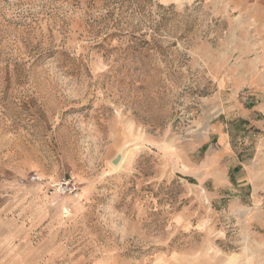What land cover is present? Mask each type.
I'll return each mask as SVG.
<instances>
[{
  "label": "rangeland",
  "instance_id": "1",
  "mask_svg": "<svg viewBox=\"0 0 264 264\" xmlns=\"http://www.w3.org/2000/svg\"><path fill=\"white\" fill-rule=\"evenodd\" d=\"M174 1L0 0V264H264V0Z\"/></svg>",
  "mask_w": 264,
  "mask_h": 264
},
{
  "label": "built area",
  "instance_id": "2",
  "mask_svg": "<svg viewBox=\"0 0 264 264\" xmlns=\"http://www.w3.org/2000/svg\"><path fill=\"white\" fill-rule=\"evenodd\" d=\"M31 181L36 184L48 187V190H50L52 194L57 195L60 199L64 200L69 198L72 200H80L81 198V189L79 185L73 180H68L64 178L55 181L54 183H50L44 175L36 172L31 177ZM65 212L66 215L69 212H72V204H67Z\"/></svg>",
  "mask_w": 264,
  "mask_h": 264
},
{
  "label": "bare ground",
  "instance_id": "3",
  "mask_svg": "<svg viewBox=\"0 0 264 264\" xmlns=\"http://www.w3.org/2000/svg\"><path fill=\"white\" fill-rule=\"evenodd\" d=\"M65 201H67V204H72V208H73V204H74V201H76V200H72V199H69V198H67V199H64ZM70 200V201H69ZM66 204V205H67ZM69 213H71V212H69Z\"/></svg>",
  "mask_w": 264,
  "mask_h": 264
},
{
  "label": "crops",
  "instance_id": "4",
  "mask_svg": "<svg viewBox=\"0 0 264 264\" xmlns=\"http://www.w3.org/2000/svg\"><path fill=\"white\" fill-rule=\"evenodd\" d=\"M177 1H188V0H177ZM193 1H196V0H193ZM162 2L164 3H169V2H175L174 0H162Z\"/></svg>",
  "mask_w": 264,
  "mask_h": 264
},
{
  "label": "water",
  "instance_id": "5",
  "mask_svg": "<svg viewBox=\"0 0 264 264\" xmlns=\"http://www.w3.org/2000/svg\"><path fill=\"white\" fill-rule=\"evenodd\" d=\"M120 161V157L114 161V164H118Z\"/></svg>",
  "mask_w": 264,
  "mask_h": 264
}]
</instances>
